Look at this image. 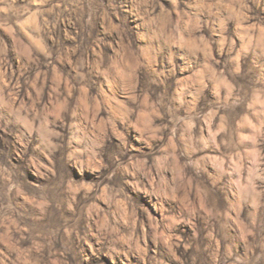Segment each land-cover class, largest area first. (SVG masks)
Segmentation results:
<instances>
[{
    "label": "clouds",
    "instance_id": "obj_1",
    "mask_svg": "<svg viewBox=\"0 0 264 264\" xmlns=\"http://www.w3.org/2000/svg\"><path fill=\"white\" fill-rule=\"evenodd\" d=\"M0 264H264V0H0Z\"/></svg>",
    "mask_w": 264,
    "mask_h": 264
}]
</instances>
